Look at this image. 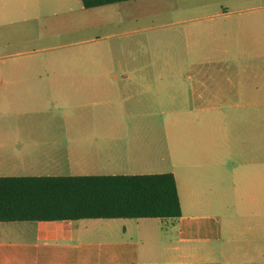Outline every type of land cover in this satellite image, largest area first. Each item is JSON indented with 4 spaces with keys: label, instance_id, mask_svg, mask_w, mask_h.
Here are the masks:
<instances>
[{
    "label": "crops",
    "instance_id": "obj_1",
    "mask_svg": "<svg viewBox=\"0 0 264 264\" xmlns=\"http://www.w3.org/2000/svg\"><path fill=\"white\" fill-rule=\"evenodd\" d=\"M124 3L0 0V50L4 22L72 13L124 35ZM186 6L183 88L162 76L0 77V177L171 172L181 215L137 218L153 240H125L128 218L1 221L0 264H264V0Z\"/></svg>",
    "mask_w": 264,
    "mask_h": 264
},
{
    "label": "rangeland",
    "instance_id": "obj_2",
    "mask_svg": "<svg viewBox=\"0 0 264 264\" xmlns=\"http://www.w3.org/2000/svg\"><path fill=\"white\" fill-rule=\"evenodd\" d=\"M123 6L131 15L124 35L108 22L81 28V20L75 19L79 13L37 21L4 22L0 77L162 76L179 79L183 88L188 60L186 0H161L157 6L144 2L141 7L136 0ZM110 8L111 13L117 12L116 5ZM130 220L133 232L129 230L125 240H153V236L140 232L138 219ZM101 222L121 226L111 220L101 219ZM148 225L150 232L146 234L153 235L158 223ZM100 227L107 228L105 224ZM98 240L101 244L111 239L100 230Z\"/></svg>",
    "mask_w": 264,
    "mask_h": 264
},
{
    "label": "trees",
    "instance_id": "obj_3",
    "mask_svg": "<svg viewBox=\"0 0 264 264\" xmlns=\"http://www.w3.org/2000/svg\"><path fill=\"white\" fill-rule=\"evenodd\" d=\"M135 0H81L85 9ZM181 215L171 172L0 177V222Z\"/></svg>",
    "mask_w": 264,
    "mask_h": 264
}]
</instances>
